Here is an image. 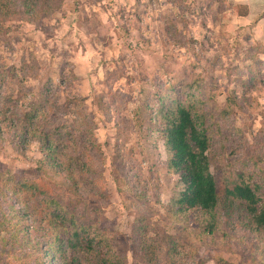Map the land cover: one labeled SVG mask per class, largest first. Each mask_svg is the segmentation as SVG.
<instances>
[{
  "label": "rangeland",
  "instance_id": "374dc122",
  "mask_svg": "<svg viewBox=\"0 0 264 264\" xmlns=\"http://www.w3.org/2000/svg\"><path fill=\"white\" fill-rule=\"evenodd\" d=\"M245 14L233 0H0V264L48 262L44 248L68 234L45 236L57 208L96 234L99 258L264 264V229L226 194L256 185L264 208V40L260 15ZM180 102L210 139V213L176 211L187 185L158 111ZM31 106L52 132L49 158L22 131Z\"/></svg>",
  "mask_w": 264,
  "mask_h": 264
},
{
  "label": "trees",
  "instance_id": "16d2710c",
  "mask_svg": "<svg viewBox=\"0 0 264 264\" xmlns=\"http://www.w3.org/2000/svg\"><path fill=\"white\" fill-rule=\"evenodd\" d=\"M190 93L192 95L195 94L194 92ZM78 101L82 102V100ZM38 112L39 110L35 106H31L30 110L23 114V120L20 124L22 125L24 134L27 136L32 135L39 139L44 153L49 158L53 150L52 132L46 129L39 130V122L35 121V118L38 117ZM158 113L162 120L166 122L165 128H159L158 131L164 135L165 147L170 158V167L175 168V170L181 173V177L187 185L186 191L178 201L179 207L176 211L182 213L191 210L204 213L214 211L220 204V195L217 181L210 171V159L208 155L210 139L203 122L199 120V116L193 114L190 107L182 102L177 107H165L163 105ZM90 130L91 127L88 126L86 132L90 133ZM60 137L57 138L58 142H60ZM60 147L61 145L58 146V148ZM59 153L61 154V151ZM226 194L227 199L235 198L245 207L249 216L248 225L252 229L257 231L264 229V208L260 205L261 199L256 185L252 186L251 184L242 182L241 184H236L234 188L228 189ZM231 204L232 202L229 203V205ZM57 216L60 218L58 225H56ZM52 217L47 227H45V236H49L48 234L51 230L49 226H59L66 230L68 234L56 236V238L52 235L50 236L54 238L55 248H44V253L45 255H49L47 257L50 260L48 262L45 260L43 264H49L51 258L54 260L56 256L62 259L63 264H66L68 259L71 264H75L82 257L85 260L88 259L87 255L90 254H94L89 262L92 264H124L122 257H116V254L111 252V250L104 252V258H99L101 254V250L99 249L101 248L98 249L93 246L96 234L85 229L87 227L83 225L79 229H76L72 224H68L69 219L65 215H62L58 208L52 214ZM214 227L215 224L207 226V229L213 231ZM52 242L53 240H49L48 244L50 245ZM69 253H71V257ZM27 254L30 255L31 251L27 252ZM76 254L78 255L77 257L75 256ZM24 258L27 257L24 256ZM44 258L46 259V257Z\"/></svg>",
  "mask_w": 264,
  "mask_h": 264
},
{
  "label": "crops",
  "instance_id": "0c3cea01",
  "mask_svg": "<svg viewBox=\"0 0 264 264\" xmlns=\"http://www.w3.org/2000/svg\"><path fill=\"white\" fill-rule=\"evenodd\" d=\"M235 4L239 5H247L248 7V14L241 16V21H252L256 15H260L258 17V21L256 25L253 27L254 35L258 38L264 40V0H233ZM242 22V23H243Z\"/></svg>",
  "mask_w": 264,
  "mask_h": 264
}]
</instances>
